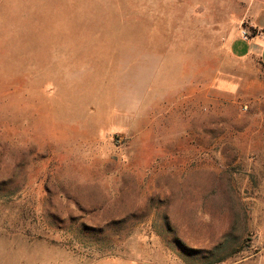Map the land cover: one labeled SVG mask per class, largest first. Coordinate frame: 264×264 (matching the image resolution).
Returning <instances> with one entry per match:
<instances>
[{
	"label": "rangeland",
	"instance_id": "obj_1",
	"mask_svg": "<svg viewBox=\"0 0 264 264\" xmlns=\"http://www.w3.org/2000/svg\"><path fill=\"white\" fill-rule=\"evenodd\" d=\"M250 21L264 0H0V264H264Z\"/></svg>",
	"mask_w": 264,
	"mask_h": 264
},
{
	"label": "crops",
	"instance_id": "obj_2",
	"mask_svg": "<svg viewBox=\"0 0 264 264\" xmlns=\"http://www.w3.org/2000/svg\"><path fill=\"white\" fill-rule=\"evenodd\" d=\"M246 30L248 31V33H250L249 36V40L247 38V40H242L243 41H249L251 42V46L246 50V52L242 51V52H238L236 49L232 48V52L234 54L237 55H242L243 57H252V56H256L259 58L260 62H261V56H260V48L262 49L263 42H264V27L257 25L256 23H254L253 21H250V23L248 24V28H246ZM254 30V33H252V31ZM252 33V34H251ZM262 64V62H261ZM263 66V64H262ZM264 68V66H263Z\"/></svg>",
	"mask_w": 264,
	"mask_h": 264
},
{
	"label": "built area",
	"instance_id": "obj_3",
	"mask_svg": "<svg viewBox=\"0 0 264 264\" xmlns=\"http://www.w3.org/2000/svg\"><path fill=\"white\" fill-rule=\"evenodd\" d=\"M242 35H243V38H244V39H247V36H246V34H245L244 32H243Z\"/></svg>",
	"mask_w": 264,
	"mask_h": 264
},
{
	"label": "trees",
	"instance_id": "obj_4",
	"mask_svg": "<svg viewBox=\"0 0 264 264\" xmlns=\"http://www.w3.org/2000/svg\"><path fill=\"white\" fill-rule=\"evenodd\" d=\"M252 33H254V30L252 31Z\"/></svg>",
	"mask_w": 264,
	"mask_h": 264
}]
</instances>
